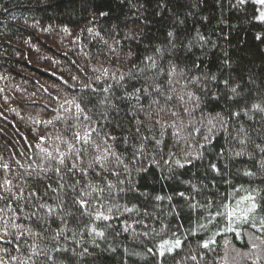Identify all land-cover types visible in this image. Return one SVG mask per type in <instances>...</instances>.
Wrapping results in <instances>:
<instances>
[{
	"label": "trees",
	"instance_id": "trees-1",
	"mask_svg": "<svg viewBox=\"0 0 264 264\" xmlns=\"http://www.w3.org/2000/svg\"><path fill=\"white\" fill-rule=\"evenodd\" d=\"M260 7L0 0V261L264 264Z\"/></svg>",
	"mask_w": 264,
	"mask_h": 264
},
{
	"label": "snow or ice",
	"instance_id": "snow-or-ice-1",
	"mask_svg": "<svg viewBox=\"0 0 264 264\" xmlns=\"http://www.w3.org/2000/svg\"><path fill=\"white\" fill-rule=\"evenodd\" d=\"M258 2L259 3H261V4H264V0H258ZM101 15H106V13H101ZM259 19L260 20H264V14H262L260 17H259ZM77 108H79V105H77ZM61 163H63V161H61ZM7 183V182H6ZM181 195H183V194H181ZM80 203L81 204H83V203H85L84 201H80ZM41 207H43V205H41ZM252 208H255V204H253V206H252ZM250 211H251V209H250ZM99 218V217H98ZM105 219H107V217H104ZM93 231H95L94 229H93ZM102 234V233H101ZM175 246L176 247H179L180 246V241L179 240H177L176 242H175ZM206 246V245H205ZM163 247V246H162ZM167 251H172V248L170 247V248H168L167 249ZM164 253H163V251L161 252V255H163ZM13 259H15V258H13ZM192 259H195V257H192ZM0 264H3V262L2 261H0Z\"/></svg>",
	"mask_w": 264,
	"mask_h": 264
},
{
	"label": "rangeland",
	"instance_id": "rangeland-1",
	"mask_svg": "<svg viewBox=\"0 0 264 264\" xmlns=\"http://www.w3.org/2000/svg\"><path fill=\"white\" fill-rule=\"evenodd\" d=\"M253 1L257 2L261 6L260 7L261 8L260 15L264 14V4L259 3L258 0H253Z\"/></svg>",
	"mask_w": 264,
	"mask_h": 264
}]
</instances>
